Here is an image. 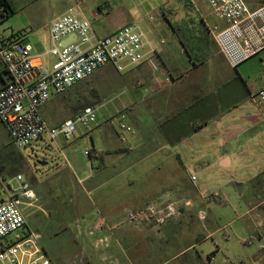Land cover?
I'll list each match as a JSON object with an SVG mask.
<instances>
[{
	"label": "rangeland",
	"instance_id": "374dc122",
	"mask_svg": "<svg viewBox=\"0 0 264 264\" xmlns=\"http://www.w3.org/2000/svg\"><path fill=\"white\" fill-rule=\"evenodd\" d=\"M7 1L12 11L8 19L0 16V34L19 35L24 42L34 44L39 52H46L51 47L50 25L66 11L68 0ZM126 1L137 7L139 12H147V19L138 23L145 34L149 38H155L159 45L161 40L168 43L162 31H154L155 27L162 26V12L148 10L157 5L159 0ZM200 13L196 7L190 11L193 19L198 18ZM257 57L260 58V55ZM261 59L255 77L259 82L264 81V56ZM44 60L47 65L52 61L48 56ZM147 74L146 70L140 73L136 66L118 72L112 65H107L57 99H52L46 110L52 108L53 112H61L60 116H64L66 112H79L82 108L77 109L76 106L89 98L95 101L94 106L101 107V114L108 116V113L124 112L130 118L128 122L134 125V113L139 110V105H136V90L140 89L136 82L143 80L148 86ZM140 95L141 107L147 109L150 94ZM248 99L250 112H235L229 121L225 118V123L223 117H218L214 124L210 123L205 129L193 134L183 145L165 141L166 138L169 139L167 130L172 127L171 122H168L161 129L155 128L150 133H142L141 136L149 137L147 149L143 153L126 155L117 166L102 169L96 167L99 164L96 161L92 171L88 170L91 158L84 153L87 148H92L91 139L88 137L86 141L83 136L80 137V131L77 133L78 139L71 140V167L62 157L58 159L49 136L45 135L28 148L20 149L0 122V163L9 164L0 173V200L8 197L3 187L8 188L11 183L18 188L19 183L14 179L18 174L23 175L37 196L33 206L24 211L29 229L42 235L40 245L53 264H127L124 263V254L138 263V259L150 255L149 251L154 252L151 255L155 258L154 262L162 264L163 256L174 255L183 249L185 242L208 235L210 237L204 243L184 258L191 256L198 259L199 255L207 258L217 249L218 244L221 251L216 252V260L212 264H225V259H229L226 264H259V261L264 264V248H260L264 245V116L253 105L250 97ZM213 114L207 119H212ZM105 115L102 116L107 117ZM192 117V114L187 115L184 133L191 129L188 120L192 122ZM202 121L203 118L197 122ZM113 125L117 126L115 122ZM98 134L95 132L93 136ZM129 138L134 137L129 135ZM247 152L255 158L251 159ZM224 155L232 158V164L229 161L227 167L220 163ZM139 159L142 162L135 167ZM178 160L182 161L183 168L176 173ZM84 171L90 175L83 176ZM142 172H147L148 176L141 180L139 177L143 175ZM119 173L121 175L118 178H112ZM193 175L197 178L196 182L191 179ZM175 176L178 187L171 193L188 195L194 202L191 210L180 204L183 217L173 229L175 237L161 239L134 233L115 248L113 244H109L108 237L97 238L92 242L93 245L83 241L87 239L85 236H90L85 233L83 219L91 212V208H99L104 212L113 208L123 212L133 206L136 198L144 199L145 196L152 203L154 199L148 195L152 194L151 190L155 193L165 189L163 195L169 194L170 186L174 183L169 179ZM147 191L150 193H146ZM215 193L226 199L225 204L213 201L211 196ZM204 195L209 197L206 201L203 199ZM200 211L206 212L204 220L199 218ZM252 237L259 239L254 245L242 243V239ZM104 238L108 239V243L102 245L99 240ZM184 258L169 264H182Z\"/></svg>",
	"mask_w": 264,
	"mask_h": 264
},
{
	"label": "built area",
	"instance_id": "2783aa9c",
	"mask_svg": "<svg viewBox=\"0 0 264 264\" xmlns=\"http://www.w3.org/2000/svg\"><path fill=\"white\" fill-rule=\"evenodd\" d=\"M190 1L197 7V0ZM209 5L215 18L226 25L208 24L207 29L232 67H238L264 48V5L256 10L244 0H209ZM49 31L51 47L45 55L52 61L48 65L39 59L41 56L35 55L31 44L0 34V61L9 78L0 88V121L13 143L25 149L45 135L51 141L59 138L71 141L79 130L89 135L115 122L122 145L131 149L129 135L135 130L124 112L103 117L101 107L89 106L58 126H50L41 110L53 97L71 90L107 65L124 72L146 62L151 44L145 32L137 23H130L113 35L98 37L91 22L78 18L72 9L52 21ZM66 40L69 42L64 44ZM163 79L170 82L172 78L165 74ZM136 85L144 95L152 91L143 80H138ZM250 99L264 116V88L252 93ZM84 153L91 159L101 157V151L95 148L86 149ZM191 179L197 181L194 175ZM14 180L19 187L15 188L11 183L8 188L3 187L8 197L0 200V264H53L40 245L42 235L29 229L24 212L33 206L37 196L23 175L18 174ZM207 198L203 196L204 200ZM211 198L221 204L226 202L219 193ZM98 214L95 222L85 228V233L90 236L104 230L112 233L127 226L149 224L161 227L178 217L180 209L175 202L149 203L143 208L128 210L112 223ZM205 217L206 212L200 211L199 218L204 220ZM257 239H243V244L252 246ZM99 243L107 244L108 239H100ZM209 258L213 260L214 255Z\"/></svg>",
	"mask_w": 264,
	"mask_h": 264
},
{
	"label": "crops",
	"instance_id": "0c3cea01",
	"mask_svg": "<svg viewBox=\"0 0 264 264\" xmlns=\"http://www.w3.org/2000/svg\"><path fill=\"white\" fill-rule=\"evenodd\" d=\"M244 1L252 10H256L264 5V0ZM7 4H9L7 0L1 2L0 12L2 14L5 13L4 8H6ZM67 4L68 7L66 11L55 19L65 15L72 9L78 18H85L91 22L93 32L98 37L113 35L126 25L130 23L138 24L140 21L146 20L148 16L147 12H139L137 7L128 4L126 0H68ZM193 7L195 8L196 6H194L190 0H159L157 5L148 9L156 13L162 12V17L160 18V24H162V26L155 27L154 31H158V33L162 31V34L168 41V43H163L164 40H161L159 45V42L156 41L155 38H149L146 35L151 44V47L148 49V58L146 62L136 67L140 73L144 72V70L148 73V86L152 88L150 96L148 97V108L144 109L141 107V101L139 100L142 97L140 95L142 92L140 89H137L136 105H139V110L134 113V125H132V122H129L132 127L134 126L133 128L135 130V133L132 135L134 138L130 139L132 145L131 149L122 145L117 126L107 124L104 125L101 130L94 131L89 135H85L81 130H79L80 132L78 131L80 137L83 136L86 141L88 137H90L92 148L101 151V157L99 159H91V165L90 168L88 167V170H94L96 161L99 162L96 167L102 169L109 166H117L126 155L143 153V150L147 149V140H149V137L145 138L141 136L142 133H150L151 129L155 128L161 129L163 125L168 124V122H171V126L176 127V132L180 134L182 131L181 129H183V122L185 124V120L182 119L184 112H209V116L215 112L213 117H211L212 119L208 120V124L205 127H208L210 123L214 124V120L218 117H223L225 123V118H228L229 121V119L235 115V112H250L247 106V101H249L248 98L252 93H256L264 88V81L259 82L255 79L261 65L260 63L262 62L261 57L264 56V48L257 54L260 55V58L256 55L240 64L238 67H232L207 29L208 24H219L221 27H224L226 25L225 22L215 18L209 5V0H197L196 8L200 10L201 13L200 15L197 14L198 18L196 19H193L194 17L190 15V11H192V9L194 10ZM165 25L167 29H165ZM5 37L31 44L34 48L35 55L41 56L39 59L45 63L44 58L46 52H39L34 44L24 42L23 37L15 34ZM4 68V64L0 61V73ZM165 74L171 76L172 79L170 82H166L163 79ZM8 80L7 73H2L0 88H2ZM59 96H55L52 99H57ZM52 99L41 110L50 126H58L77 113L64 112L65 115L60 116L59 114L61 112H53L52 108L46 110V106ZM58 108H61L60 102ZM110 114L108 113V116ZM102 115L105 114H101V116ZM128 119L130 120V118ZM217 123L220 124L219 122ZM1 124L3 125L2 122ZM3 127L5 128L4 125ZM178 127L180 129H178ZM205 127L202 129H205ZM170 128L171 127H169L168 130ZM95 132L99 133L98 136H93ZM137 135H139V137H137ZM78 137L77 134L73 141H76ZM189 137L182 139L176 144L183 145ZM150 138L153 139L151 134ZM73 141H66L62 138L52 141L58 159L62 157L64 161H66V164L71 167L73 164L71 155ZM165 141L171 142L170 139L167 138ZM255 143L258 142H254V144ZM121 149H126L127 151L121 152ZM247 153L251 155V157L249 156L251 159L255 158L253 154ZM225 158H228L231 165L232 158L228 155H224L220 163L222 164ZM141 162L142 159H139L137 163H135V167ZM176 163L177 167L175 168V172L178 173L182 171L183 163L181 160H178ZM43 164L47 165L46 162ZM142 174L143 175L139 177L141 180L148 176L147 172H142ZM82 175L88 176L90 174L84 171ZM120 175L121 173L112 178H118ZM169 180L174 181L170 186L169 194L163 195L165 189H162L155 193H153L154 190H151L152 194L148 195L154 199L152 203L158 205L167 202H175L180 209V215L178 217L161 227L148 224L139 227H122L112 233L104 230L101 233H97L96 236H85L87 239L83 241L92 243L97 238L108 237L110 241L109 244H113L115 248L117 244H122L124 242L123 239L133 236L134 233H136V235L148 234L152 237H159L161 239H165L166 237L172 239V237H175L174 234H172L173 229L182 221L183 217V215L181 216L182 206L180 204H184L187 206L188 210H191L194 202L188 195L178 196L175 193H171L177 190L178 185L175 183V181L177 182V176L174 178L170 177ZM146 193H150V191ZM145 197L144 199L136 198L133 206L123 212L115 211L113 208L105 212L99 208H91V212L83 219L84 228L90 227L95 222L99 215L98 212L104 216L108 222L112 223L122 217L128 210L145 207L150 203L147 201L148 197ZM260 226H262V224H260ZM209 237V235L201 236L200 239L195 238L192 241L185 242L183 249L178 250L174 255L168 254L167 256H163L161 260L164 261V263L162 264H169L176 259L184 258L186 255L190 254L193 249L201 245V243H204ZM125 250L128 251L127 246H125ZM125 250L121 251L124 252ZM220 251V246L217 244V249L213 251V260H210L209 256L203 258L199 255L198 259L189 256L187 259L184 258V261L188 262V264H212V262L216 260V252L219 253ZM169 252H165V254ZM149 253L150 255L146 254L148 257L145 256L143 259H138V263L136 261L133 262L129 256L124 254V263L145 264L144 261H146L147 264H157L154 262L155 258L151 256L154 252L149 251ZM184 261H182V264H186ZM224 263H229V259H225Z\"/></svg>",
	"mask_w": 264,
	"mask_h": 264
},
{
	"label": "trees",
	"instance_id": "16d2710c",
	"mask_svg": "<svg viewBox=\"0 0 264 264\" xmlns=\"http://www.w3.org/2000/svg\"><path fill=\"white\" fill-rule=\"evenodd\" d=\"M4 1H6V0H0V4H1V2H4ZM0 10H1V7H0ZM4 11H5V13L4 14H2L1 12V14H0V16H2L3 18H5V19H8V18H10V14H11V11H10V8H9V4H7V6H6V8H4ZM7 73V71L5 70V68H4V70L0 73V78H2V73ZM95 103V101L94 100H92V99H89V98H86V100H85V102L84 103H80L79 105H77L76 106V108L78 109V108H86V107H89V106H94L93 104ZM208 113L209 112H184V116H183V120H186V117H187V115L188 116H190V114H192L194 117H192L193 118V121L192 122H190V120H188V124L189 125H191V129L190 130H188V132H186V133H184L183 132V129H184V122H183V125H182V127H183V129H182V131H181V133L180 134H178L176 131V127H171L168 131H167V133H168V135H169V139H170V141H171V143L172 144H176V143H179L182 139H184V138H187V137H189V136H191V135H193L194 133H197L198 131H200L202 128H204L207 124H208V120L209 119H207L208 117H209V115H208ZM202 118H203V121H202V123H199V122H197L198 121V119H201L202 120ZM175 125V124H174ZM178 129H180L179 127H178ZM121 152H126L127 150L126 149H121L120 150ZM9 167V164L7 163V162H1L0 163V173L4 170V169H6V168H8ZM213 255H214V253H213Z\"/></svg>",
	"mask_w": 264,
	"mask_h": 264
},
{
	"label": "water",
	"instance_id": "95a60500",
	"mask_svg": "<svg viewBox=\"0 0 264 264\" xmlns=\"http://www.w3.org/2000/svg\"><path fill=\"white\" fill-rule=\"evenodd\" d=\"M68 42H69V40H66V41H64V44H66V43H68ZM222 164H223V166L227 167L228 164H229V160H228V158H225V159L223 160Z\"/></svg>",
	"mask_w": 264,
	"mask_h": 264
}]
</instances>
